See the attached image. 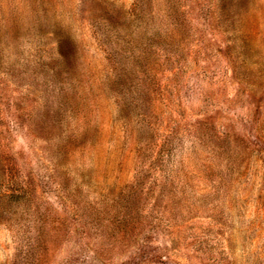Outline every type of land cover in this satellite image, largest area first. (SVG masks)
I'll use <instances>...</instances> for the list:
<instances>
[{"label": "rangeland", "instance_id": "rangeland-1", "mask_svg": "<svg viewBox=\"0 0 264 264\" xmlns=\"http://www.w3.org/2000/svg\"><path fill=\"white\" fill-rule=\"evenodd\" d=\"M0 264H264V0H0Z\"/></svg>", "mask_w": 264, "mask_h": 264}]
</instances>
